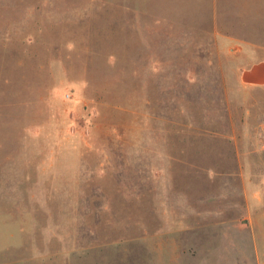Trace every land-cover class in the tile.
I'll return each mask as SVG.
<instances>
[{"label":"rangeland","instance_id":"374dc122","mask_svg":"<svg viewBox=\"0 0 264 264\" xmlns=\"http://www.w3.org/2000/svg\"><path fill=\"white\" fill-rule=\"evenodd\" d=\"M264 0H0V264H264Z\"/></svg>","mask_w":264,"mask_h":264},{"label":"crops","instance_id":"0c3cea01","mask_svg":"<svg viewBox=\"0 0 264 264\" xmlns=\"http://www.w3.org/2000/svg\"><path fill=\"white\" fill-rule=\"evenodd\" d=\"M240 82L242 85L257 88V89H264V60L255 62L251 64L248 68L244 69L240 74ZM177 246L175 245H166L158 247L159 254H169V261L171 264H175L174 254L177 251ZM177 260V259H176Z\"/></svg>","mask_w":264,"mask_h":264}]
</instances>
